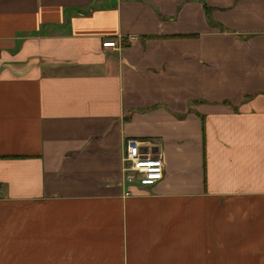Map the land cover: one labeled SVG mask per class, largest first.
Here are the masks:
<instances>
[{"label":"crops","instance_id":"crops-1","mask_svg":"<svg viewBox=\"0 0 264 264\" xmlns=\"http://www.w3.org/2000/svg\"><path fill=\"white\" fill-rule=\"evenodd\" d=\"M0 264H264V0H0Z\"/></svg>","mask_w":264,"mask_h":264},{"label":"built area","instance_id":"built-area-1","mask_svg":"<svg viewBox=\"0 0 264 264\" xmlns=\"http://www.w3.org/2000/svg\"><path fill=\"white\" fill-rule=\"evenodd\" d=\"M134 40V37H131ZM105 47L119 46L117 41L105 42ZM143 144L137 139H128L125 144L124 173L125 182L130 185L151 186L163 180L165 159L161 155L150 154L143 150ZM130 192H127L129 195Z\"/></svg>","mask_w":264,"mask_h":264}]
</instances>
